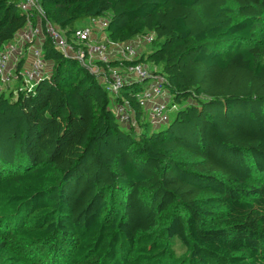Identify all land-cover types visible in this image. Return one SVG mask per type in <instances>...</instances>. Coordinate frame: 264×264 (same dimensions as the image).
<instances>
[{
  "label": "trees",
  "instance_id": "obj_1",
  "mask_svg": "<svg viewBox=\"0 0 264 264\" xmlns=\"http://www.w3.org/2000/svg\"><path fill=\"white\" fill-rule=\"evenodd\" d=\"M36 1L53 70L20 91L25 55L0 93V264H264V0ZM19 2L0 0V52L39 24ZM90 19L111 43L152 38L96 65L163 77L166 124L138 101L147 82L116 95L47 32L77 50Z\"/></svg>",
  "mask_w": 264,
  "mask_h": 264
},
{
  "label": "built area",
  "instance_id": "obj_2",
  "mask_svg": "<svg viewBox=\"0 0 264 264\" xmlns=\"http://www.w3.org/2000/svg\"><path fill=\"white\" fill-rule=\"evenodd\" d=\"M19 8L28 18L32 14H37L39 24L21 32L15 43L8 46L5 51L0 52V93L12 88L13 83L17 81L18 63L25 55H27V58L23 65V83L19 89L20 91H32L43 79H49L52 75L53 66H50L44 60L42 53V46L45 40L42 29V9L36 0H20ZM88 21V26L78 28L74 35L75 42L80 45V49L77 50H74L56 28H53L48 23L46 25L47 32L65 57L74 58L92 74L100 77L107 89L112 93L119 95L121 88L125 84L147 82L137 96L140 105L148 113L149 120L167 121L171 93L166 87V81L163 77L156 75L150 67L144 64L113 68L108 69V71L102 66L96 65L99 62L107 64L111 61L124 63L139 60L143 52L141 51L139 54L138 49L151 43L152 38L140 39L126 44L111 43L106 35L109 25L108 20L90 19ZM134 43H139L138 49ZM111 48L113 49L112 52L109 50ZM110 52L112 55L109 54ZM111 56H114L116 60H110ZM103 70H105V74L108 73L107 77L100 76L104 72ZM156 100L158 102L153 103ZM151 104L153 106L148 108ZM127 105L125 103L122 105L115 104L114 106V112L123 124L131 122L130 108ZM163 122L160 124L162 125Z\"/></svg>",
  "mask_w": 264,
  "mask_h": 264
},
{
  "label": "rangeland",
  "instance_id": "obj_3",
  "mask_svg": "<svg viewBox=\"0 0 264 264\" xmlns=\"http://www.w3.org/2000/svg\"><path fill=\"white\" fill-rule=\"evenodd\" d=\"M88 24H89V21L87 20V21H84V22H82V23H80L79 24V28L80 27H86V26H88ZM135 44V43H134ZM139 43H136L135 45H136V48L138 49L139 48V45H138ZM111 52L113 51V49L111 48V49H109ZM142 51V48H139L138 49V52H139V54H140V52ZM111 52L109 53V54H111ZM112 55V54H111ZM110 60H116L115 59V57L114 56H111V59ZM115 62H117V61H115ZM50 66H51V63H50ZM104 72H102L101 74L102 75H100V76H102V77H107L108 76V73L107 74H105V70H103ZM150 73V72H149ZM149 81V80H148ZM151 81V80H150ZM156 102H158L157 100L156 101H154L153 103H156ZM170 109H171V102H170ZM151 106H153L152 104L148 107V108H151ZM171 116V115H170ZM161 122H163V120H161V121H153V120H150V123H151V126L153 127V128H157V127H159V124L161 123ZM168 122V118H167V121H164L162 124H166ZM161 125V124H160ZM180 252H178L177 253V255L178 256H180Z\"/></svg>",
  "mask_w": 264,
  "mask_h": 264
}]
</instances>
